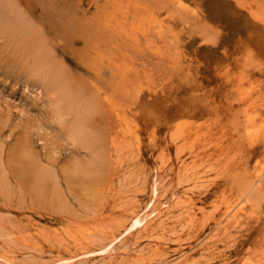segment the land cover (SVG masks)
I'll return each instance as SVG.
<instances>
[{
    "label": "rangeland",
    "instance_id": "1",
    "mask_svg": "<svg viewBox=\"0 0 264 264\" xmlns=\"http://www.w3.org/2000/svg\"><path fill=\"white\" fill-rule=\"evenodd\" d=\"M0 264H264V0H0Z\"/></svg>",
    "mask_w": 264,
    "mask_h": 264
},
{
    "label": "bare ground",
    "instance_id": "2",
    "mask_svg": "<svg viewBox=\"0 0 264 264\" xmlns=\"http://www.w3.org/2000/svg\"><path fill=\"white\" fill-rule=\"evenodd\" d=\"M27 28H23V26H19L20 29H16V36L23 37L22 39L27 42H31L32 46L29 48V56L33 58L34 63L38 67H47L53 73V85L56 87L57 97L59 100V105L57 106L58 114L65 115L67 113H71L73 110H79L80 113L75 116L74 120L70 124H66L64 128L68 129L69 133L76 139L79 140L82 144L87 145L89 148L101 147V142L105 141V135L107 130L101 129L96 124L95 116L96 113H100L101 105L97 104V101L94 103L92 99L98 98L95 95H92V99L88 100L83 98V92L86 89L85 86H75L73 83L66 77L63 67L60 64H55L52 62L53 57H51L50 51L47 49V44L43 40L40 32L35 30V28L31 24H26ZM86 32V31H85ZM21 33V35H18ZM88 34L86 35V37ZM14 38V37H13ZM55 62V61H54ZM94 89V88H93ZM91 91H94V90ZM96 91V90H95ZM93 94V92L91 93ZM97 95V92H95ZM89 98V97H88ZM102 110V109H101ZM104 114V112H102ZM103 116V115H102ZM105 117V114H104ZM101 118V116H100ZM105 119V118H104ZM63 129V128H62ZM66 132V131H65ZM108 134V133H107ZM110 134V133H109ZM109 134L107 136H109ZM75 139V138H74ZM77 142V141H76ZM81 144V145H82ZM106 144V142H105ZM101 145V146H100ZM107 146V144H106ZM95 148V149H96ZM98 149V148H97ZM102 151H105L103 147ZM22 160V159H21ZM35 164V163H34ZM25 168L24 174H33L34 179L39 183L43 184L46 179L45 170L40 166V164H36L23 166ZM94 166L87 167L84 171H81L83 175H88L89 173H93L96 170H93ZM86 171V172H85ZM140 223L139 219H136L133 223V226Z\"/></svg>",
    "mask_w": 264,
    "mask_h": 264
}]
</instances>
